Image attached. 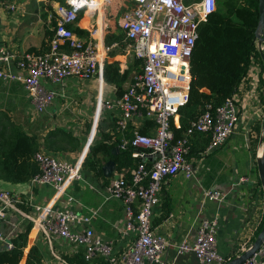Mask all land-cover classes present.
<instances>
[{
    "label": "built area",
    "instance_id": "1",
    "mask_svg": "<svg viewBox=\"0 0 264 264\" xmlns=\"http://www.w3.org/2000/svg\"><path fill=\"white\" fill-rule=\"evenodd\" d=\"M122 1L124 4L130 1L133 5L121 13L117 22L121 42L111 45L103 43L104 22L96 25L94 20L95 13L107 8L113 0L55 2L51 16L53 35L47 52H25L16 56L0 41V81L21 83L34 112L42 114L56 97L61 96L67 79L97 78L103 62L118 45L124 44V53L141 61V73L133 78L122 95L98 101V104L104 110L117 111L115 129L118 132H124L136 121H149L153 125L150 133L141 134L134 129L130 138L121 139L118 150L130 152L138 164L130 170V182L125 178L127 171L119 173L107 191L108 199L123 205V221L118 231L121 236L132 238L119 264H160L169 243L154 233L151 220L162 183L179 173L187 180L196 179L198 167L189 158L190 140L199 134L208 137L207 147L200 155L210 154L235 134L240 116L233 95L214 112L207 106L204 113L190 122L182 137L176 139L172 130L180 108L189 100L190 58L198 38L197 29L216 11L215 0ZM0 8L9 13L18 9L14 2H0ZM85 12L93 13V22L85 29L86 39L75 32ZM175 128H179V124ZM248 137L259 140L252 130ZM32 160L38 173L30 179V184L47 186L53 191L46 206L34 207L39 231L49 240L61 239L72 248H82L86 262L103 257L114 264L115 259L111 258L113 242L94 236L89 227L92 219L98 216V210L80 215L70 207H56L72 183L80 179L81 164L41 151H37ZM251 180L249 175L243 176L237 184L252 183ZM203 197L222 203L226 194L220 190H206ZM23 205L19 195L0 191V223L8 220L12 212L21 211L19 206ZM219 224L218 214L201 219L193 241H183L177 246V253L194 254L197 264H225L216 245ZM11 237L0 231V250L12 249ZM243 264H264V241Z\"/></svg>",
    "mask_w": 264,
    "mask_h": 264
},
{
    "label": "crops",
    "instance_id": "2",
    "mask_svg": "<svg viewBox=\"0 0 264 264\" xmlns=\"http://www.w3.org/2000/svg\"><path fill=\"white\" fill-rule=\"evenodd\" d=\"M62 1L54 0L53 4L47 5V2L41 0H1L16 3L18 9L9 13L0 8V41L16 56L25 52H47L49 39L53 35L54 22L51 16L54 3ZM105 10L104 7L95 13L94 22L96 25L104 22L102 27L106 25V35L108 25ZM92 15L85 12L80 16L75 32L82 31L84 35L80 36L76 32L79 37L87 38L85 29L93 22ZM118 30L117 24L113 32ZM121 45L103 62L97 78L88 81L67 79L61 96L56 97L42 114L34 112L21 83L0 81V113L7 115L27 135L35 137L38 151L81 164L80 179L72 183L56 207H70L80 215L98 210V216L92 219L89 227L94 236L113 242L111 258L115 259L114 264H119L121 254L129 249L132 241L131 237H123L118 231L123 221V205L117 200L108 199L107 188L113 178L104 177L102 171L101 176H95L91 171L83 169L82 165L94 142H105V138H109L108 144H112L118 137V141L130 138L134 129L140 130L148 122L136 121L124 132H118L115 129L117 111L104 110L98 104V101L119 97L113 85L104 83L103 65L106 61L117 63L121 73L130 66L134 57L126 55ZM255 47L258 52L257 41ZM259 59L260 62L257 59L251 60L247 76L233 96L240 116L235 134L221 148L205 155L194 152L201 147L198 140L190 150L193 153L189 154V158L198 167L196 179L187 180L179 173L166 178L161 185L159 202L151 220L154 233L169 243L160 264H197L194 254H178L177 246L183 241L191 243L198 222L214 214L220 218L216 245L225 263L246 251L255 239L257 228L263 220L264 200L256 187L254 172L260 149L257 141H248V133L260 127L261 134L263 122L264 64L260 56ZM12 70L15 68L12 67ZM137 75L134 72L130 74L124 90ZM178 124L179 118H176L174 126ZM59 131L62 133L54 134ZM191 140L192 143L196 142ZM119 142H116L114 148H117ZM97 158L101 160V168L107 161H112L103 159L101 154ZM125 171L123 169L121 173ZM113 174H119L116 164ZM248 175L252 183L237 184L240 177ZM206 190L222 191L226 194L224 202L217 203L204 198L203 192ZM0 191L17 194L24 202L23 206H19L21 211L12 212L8 220L0 223V231L12 235V240L27 224H31L20 264H24L25 255L32 246L38 248L42 264H109L103 257H95L91 262H86L82 248H72L61 239L49 240L39 231L34 207L46 206L50 202L53 196L51 188L33 186L29 181L17 185L0 181Z\"/></svg>",
    "mask_w": 264,
    "mask_h": 264
},
{
    "label": "trees",
    "instance_id": "3",
    "mask_svg": "<svg viewBox=\"0 0 264 264\" xmlns=\"http://www.w3.org/2000/svg\"><path fill=\"white\" fill-rule=\"evenodd\" d=\"M1 1V0H0ZM216 11L208 16L206 22L198 26V38L195 42L190 58L191 83L189 87V100L179 110V128L172 127L175 138L183 136L191 121L206 111L210 106V112L221 106L227 98H231L238 90L239 85L247 76L252 59H259L256 51L254 34L258 24V0H215ZM126 10L132 7L130 1L124 4ZM78 35H84L82 31H76ZM52 35V33H51ZM120 30L113 32L110 28L106 31L105 44L121 42ZM124 45H121V49ZM141 73V61L132 59L130 66L120 72L117 63L106 61L103 65V81L113 85L117 96L124 92V85L128 82L131 73ZM151 122H145L139 130L141 134H147L152 129ZM62 133V131L56 132ZM254 133L260 136V127L254 129ZM119 138V137H118ZM118 138L116 142L118 141ZM196 142H190L192 147L200 141L201 147L196 154L205 150L209 142L208 137L199 134L194 138ZM203 139V140H201ZM199 140V141H198ZM99 141L89 148V153L82 165L95 176H101V160H112L116 164L118 173L126 170V181L130 182V170L136 167L137 160L130 156L128 151H120L113 154L115 143L108 144ZM255 142L258 140L255 139ZM250 142V141H249ZM38 151L37 140L27 135L10 118L0 113V181L8 184H22L38 173L37 165L32 157ZM193 151H190V154ZM256 187L263 197L261 183L255 166ZM264 200V197H263ZM264 223L263 220L257 228L255 238L259 234ZM31 224H27L23 231L18 232L11 240L12 249L0 250V264H20L24 257L28 234ZM24 264H42L38 248L32 246L25 255Z\"/></svg>",
    "mask_w": 264,
    "mask_h": 264
},
{
    "label": "water",
    "instance_id": "4",
    "mask_svg": "<svg viewBox=\"0 0 264 264\" xmlns=\"http://www.w3.org/2000/svg\"><path fill=\"white\" fill-rule=\"evenodd\" d=\"M257 41L258 53L260 58L264 64V0H258V24L254 34V42ZM260 146V155L256 158L255 166L257 168L258 178L261 183V189L263 192L264 197V115H263V122L261 127V134L258 140ZM118 152V148H113L112 153ZM102 174L106 178H113L117 179L118 175H114L113 172L115 171V163L113 161H107L101 168ZM264 241V223L263 226L251 243L249 248L246 249L242 254L238 257L228 261L225 264H243L251 255H253L261 246L262 242Z\"/></svg>",
    "mask_w": 264,
    "mask_h": 264
},
{
    "label": "rangeland",
    "instance_id": "5",
    "mask_svg": "<svg viewBox=\"0 0 264 264\" xmlns=\"http://www.w3.org/2000/svg\"><path fill=\"white\" fill-rule=\"evenodd\" d=\"M53 2H54V0H51V1H48L46 4L50 5V4H53ZM122 8H126V6L124 5L122 0H113V2L110 3V5L106 8V10L104 12L108 28H110L112 31H115L117 29L116 21H117V18L119 19V17L121 16V13L123 12ZM248 140L254 141L255 139H251V138L249 139V137H248ZM257 144L259 146L258 142H257ZM259 149H260V146H259Z\"/></svg>",
    "mask_w": 264,
    "mask_h": 264
}]
</instances>
